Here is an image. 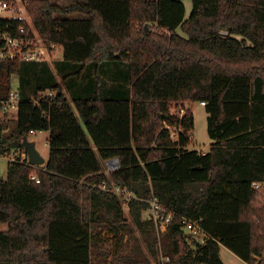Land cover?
I'll use <instances>...</instances> for the list:
<instances>
[{"label": "trees", "instance_id": "obj_1", "mask_svg": "<svg viewBox=\"0 0 264 264\" xmlns=\"http://www.w3.org/2000/svg\"><path fill=\"white\" fill-rule=\"evenodd\" d=\"M25 1L40 35L63 47L60 68L82 65L64 78L75 81L91 63L98 73L109 60L128 64L131 89L103 96L97 75L84 97L69 78L71 101L49 66L38 68L44 62L27 67L44 72L52 90L38 84L35 96L23 92L1 144L20 147L31 129L46 130L50 153L40 182L19 162L0 180V225L8 224L0 264H96L112 255L111 264H152L160 241L170 264H226L222 245L264 264V191L252 186L264 181V0H192L189 16L183 0ZM76 13L84 16H59ZM21 63L0 60V98L9 97ZM196 101L209 114L207 152L187 148L195 118L180 108ZM115 157L120 166L108 175L101 158ZM105 181L136 195L129 208L141 239L132 237L127 252L124 234L113 250L98 236L102 226L116 234L131 228L122 197L100 187ZM154 197L174 213L162 232L143 218ZM184 216L211 235L197 250L184 237Z\"/></svg>", "mask_w": 264, "mask_h": 264}, {"label": "built area", "instance_id": "obj_2", "mask_svg": "<svg viewBox=\"0 0 264 264\" xmlns=\"http://www.w3.org/2000/svg\"><path fill=\"white\" fill-rule=\"evenodd\" d=\"M16 21L20 23L16 24ZM62 49L60 44L50 43L40 35L33 24L25 0H0V60L48 62L56 58ZM21 99L22 94L19 89L13 88H11L8 98H0V176L6 178L9 164L19 162L32 166L34 169L30 178L40 182L39 171L44 164L31 163L25 146L9 147L1 144V136L6 133L5 122L12 119L8 113L11 109H19ZM33 99L37 101L34 97ZM202 104L206 103L202 101ZM180 110L182 114L185 113V108H180ZM38 131L31 129L27 135L31 137ZM106 163L109 172H113L119 167L117 158L108 159ZM252 186L255 190L264 191V181H254ZM100 187L111 190L128 203L136 197L133 191L115 183L105 181ZM149 203L150 206L147 210L152 213L149 219L156 223L160 232L165 231L173 220V211L164 205L158 197L152 198ZM181 227L185 239L196 250L205 245L211 237L210 233L200 224L199 219L184 216ZM160 257L163 264H170V256L160 251ZM261 258H264V254Z\"/></svg>", "mask_w": 264, "mask_h": 264}, {"label": "rangeland", "instance_id": "obj_3", "mask_svg": "<svg viewBox=\"0 0 264 264\" xmlns=\"http://www.w3.org/2000/svg\"><path fill=\"white\" fill-rule=\"evenodd\" d=\"M185 5H186V15L189 16L191 13V10L193 8V2L192 0H183ZM181 34H183V32L179 29L178 30ZM185 35V34H183ZM61 55V52H59L57 54V57L52 59L49 62V65L51 66L50 68V72L48 75H54L55 76V80H57V82H60L63 85V88L67 94V96L69 97V99L72 101L73 97H72V91L70 90V80L73 81L75 78L73 77L74 75L70 76L69 78H71L70 80L64 78L65 75L71 73L73 69L80 68L82 65L80 63H76V62H66L67 67L64 68H60V61L59 60ZM21 73H15L12 75L11 77V85L13 89H19V91L21 92V94L26 93L30 96H35L37 88L36 86L38 84H44L46 85V89L43 90L44 93H49L52 90L51 85L49 84V82H42L44 81V79L46 78V74L44 72H35V71H27V67L29 66H33V62H25L22 61L21 63ZM96 67L93 63H91L84 71L83 74V78H80L81 76L77 77V79H82L84 81L85 77L87 76V74L92 70V68ZM101 68L104 70V73L108 76L109 79L111 78H119L120 80H122L123 84H128L130 82L129 79V69H128V64L126 65H121V64H117L115 62H111V61H105L102 65ZM76 70V69H75ZM121 71V72H120ZM128 71V72H125ZM101 75V74H100ZM52 78H50V80H52ZM98 81V80H96ZM101 81V87L105 86V80L101 77L100 78ZM50 82H56V81H50ZM24 84V85H23ZM40 94V93H39ZM88 93L82 94V96L84 97H88L89 95H87ZM103 96H109V95H104L102 92ZM187 104V105H186ZM186 107L185 110L187 109H191L193 114H194V118H195V127L193 128V130L190 133V142L187 146L188 149L191 150H199V151H209L212 147V145L214 144V140L210 137L209 132H208V112L206 110V106L202 104V102L200 101H196V102H188L186 103ZM176 106L175 109H178ZM75 109V108H74ZM174 110V109H173ZM76 113L77 110L75 109ZM9 116L12 117L11 120H7L5 122V126H6V133H10L14 127L16 126L17 123V119H18V109L14 108L11 109L9 111ZM78 114V113H77ZM47 136H48V132L45 130H41L38 131L36 134L32 135L31 137H29L30 140H34L36 142L37 148L39 149V151L41 152V154L47 159V157L49 156V146L47 145ZM107 160H104L101 158V163L103 166L104 171H107V174L109 175L111 172H108V166L106 163ZM4 166V165H3ZM6 175V174H5ZM122 201V206L124 209V216L125 219L129 222V224L131 225L130 230L123 232H120L119 234H116L114 232H112L111 230H109L107 227L102 226L100 227L97 232H98V236L100 239H103V244L104 247L106 249H115L117 247V242L120 240V237L122 234H124V238L122 240V245L124 250L127 252L131 249L132 245L134 244V238L132 237H139L141 239L140 236V231L138 226L134 223L131 214H130V208H129V203L126 202L123 198H121ZM101 212L110 220L113 221L115 219V214L114 212L108 211L106 208H103L101 210ZM152 215V213L147 210L145 211V213H143V218L144 219H149L150 216ZM8 228V224H2L0 225V230H5ZM158 229V228H157ZM159 231V229H158ZM141 241V240H140ZM142 243V247L145 249L146 245L141 241ZM99 244L101 245V241H99ZM160 251H163L162 248V243L161 241L158 243V256L157 258L152 257V261L153 264H163V261L160 257ZM220 255L222 256V259L224 260V262L226 264H249L247 262H245L244 260H242L238 255H236L233 251H231L229 248H227L226 246L222 245L221 246V250H220ZM94 263L96 264H111L114 261V256H110L107 259H101V260H93Z\"/></svg>", "mask_w": 264, "mask_h": 264}, {"label": "crops", "instance_id": "obj_4", "mask_svg": "<svg viewBox=\"0 0 264 264\" xmlns=\"http://www.w3.org/2000/svg\"><path fill=\"white\" fill-rule=\"evenodd\" d=\"M52 1L54 3H58L60 5H68V4L73 3L74 1H88V0H52ZM59 16L83 17L84 15L80 14V13H76V14H68V15H60L59 14ZM59 52H61L59 60L62 61L63 60V49L60 50ZM42 65L43 66L47 65V66H49V68H51V66L49 65V62H44V63L38 64L37 66H38V68H40V66H42ZM51 70H52V68H51ZM125 72H128V71H125ZM97 75H100V78L102 77L105 80V86H102V88H101V92H103L104 95H113V96H119V97L122 96L123 97V96H127L128 94H130L131 80L128 84H123L122 80H120L119 78L109 79L108 76L104 73V70L102 68L100 69V72H98V73H97L95 67L92 68V70L85 77L84 81L82 79L81 80L76 79L75 81L72 82V85H76V87H78L79 89H82V91H85V93H89V94L94 93L95 88H96L97 83H98V81H96V80H99ZM80 76H81L80 78H83L82 73L80 74ZM129 76H130V72H129ZM129 79H131V76L129 77ZM63 90H64V88H63ZM47 132H48L47 145L49 146V153H50V145L48 142V137H49L50 132L49 131H47ZM94 148L96 149L95 146H94ZM203 152H206V151H203ZM48 158H49V156L47 157V160H48ZM108 172H109V170H108ZM106 173H107V171H106ZM145 211H147V210H145ZM145 211L143 213H145ZM152 264H153V261H152Z\"/></svg>", "mask_w": 264, "mask_h": 264}, {"label": "water", "instance_id": "obj_5", "mask_svg": "<svg viewBox=\"0 0 264 264\" xmlns=\"http://www.w3.org/2000/svg\"><path fill=\"white\" fill-rule=\"evenodd\" d=\"M22 146L26 147L31 163L33 164H46L47 163V159L41 154V152L37 148L36 142L34 140H30L28 135L24 136L23 141H22ZM119 166H120V163H119ZM3 179L4 177L0 176V180H3Z\"/></svg>", "mask_w": 264, "mask_h": 264}]
</instances>
